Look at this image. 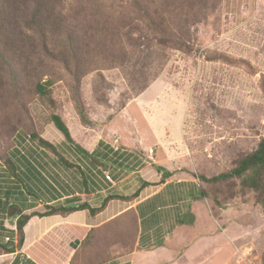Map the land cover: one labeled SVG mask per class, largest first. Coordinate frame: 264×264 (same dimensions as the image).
I'll return each mask as SVG.
<instances>
[{"label": "rangeland", "instance_id": "obj_1", "mask_svg": "<svg viewBox=\"0 0 264 264\" xmlns=\"http://www.w3.org/2000/svg\"><path fill=\"white\" fill-rule=\"evenodd\" d=\"M16 1L24 6L28 2ZM140 1L144 5L150 2ZM42 2L43 13L50 10V28L56 26L55 37L46 32L41 38L22 23L19 27L33 37V42L29 49L21 48L24 51L19 61L27 52L21 69L47 74L42 80L50 77L53 85L48 97H40L33 88L35 75L29 81H17L9 66L0 63L1 164L13 147L23 153L21 147L32 145L33 141L20 132L30 130L55 144L85 174L81 161L66 150L63 136L49 121L50 114H58L69 129L77 158L82 153L80 148L93 154L99 141L114 148L119 145L140 156L143 165H156L170 173L167 180L193 179L205 191L204 197L198 194L190 199L186 216L193 215L194 222L168 237L170 256L166 254V262L160 264H261L264 210L253 193L241 192L236 183H204L195 177L209 178L233 168L239 157L252 151L264 137V0H152L159 11L169 15L168 26L175 35L183 37L178 49L165 47L153 53L148 52L142 34L131 32L128 40L124 38L131 26L136 25L143 34L150 29L148 19L133 0L116 4L110 0ZM91 16L109 21L119 37L109 35L101 54L94 50L92 36L80 45V52L69 41V37L80 39ZM99 58L118 64L94 68ZM146 59L156 77L121 107L127 68ZM98 72L110 85L106 104L95 98ZM74 75L79 78V95L89 125L80 122L70 98ZM20 139L25 142L18 146ZM37 149L38 155L45 152L52 162L58 161L49 152ZM101 161L107 168L115 166L107 157ZM31 163L43 179L34 173L15 184L31 190L40 186L39 181L42 185L44 180L51 182L47 167L41 165L43 173ZM135 221L129 211L114 216L103 226L102 241L95 239L91 229L85 245L92 239V246L107 248L108 258L117 242L126 251Z\"/></svg>", "mask_w": 264, "mask_h": 264}, {"label": "crops", "instance_id": "obj_2", "mask_svg": "<svg viewBox=\"0 0 264 264\" xmlns=\"http://www.w3.org/2000/svg\"><path fill=\"white\" fill-rule=\"evenodd\" d=\"M20 142L18 146L25 141L20 139ZM34 143L32 142L31 146L25 144V147H21L24 154L19 153L18 148L11 149L18 178L11 177L0 162V243L13 247L11 252L0 253V264L165 263L166 256H170L166 245L169 241L168 237L177 231L180 232L181 227L194 222L193 215L189 214L191 217L187 218L186 210L191 207L190 199L196 198L199 193L190 196L186 191L198 184L193 179L169 181L167 178L163 184L144 188L133 201H109L105 209L95 216H90L87 210L73 211L64 215L32 216L23 227V243L17 247L16 221L20 216L43 212L47 205L72 207L87 203L96 206L109 193L129 195L140 185L141 178L156 181L161 175L154 173L152 164H148L149 167L143 165L140 156L119 145L114 148L112 144L100 141L97 148L104 153L99 152L98 149H95L92 155L81 151L78 158L74 153L75 148L66 145V150L77 159L76 161H81L83 164L85 175L79 165L78 168H67L60 161L52 159L55 163L52 162L43 149L44 153L38 155L39 150ZM105 157L115 163L113 168L104 166L101 160ZM31 161L39 169H42L41 165L49 169L51 182L44 180L45 185H42L39 181L40 186L30 190L15 184V181L19 182L22 177H27L29 174L33 176L34 173L41 180L43 179L44 176L36 170ZM66 169L75 170L70 172ZM41 171L45 173L44 169ZM104 172L110 174L112 182L104 180ZM157 194L166 197L175 194L176 200L173 201L174 198H171L159 207H153L148 201ZM126 211L136 217V221L131 223L133 239L128 249L125 246L126 251L123 245L117 242L112 247L113 254L108 258L107 248L102 249L100 244L92 246V239H89L88 244L85 245L91 229H94L95 239L98 238L101 242L103 226L114 216L118 218ZM180 217H185V220L179 222ZM181 242L174 245H181ZM104 257L106 259H103Z\"/></svg>", "mask_w": 264, "mask_h": 264}, {"label": "trees", "instance_id": "obj_3", "mask_svg": "<svg viewBox=\"0 0 264 264\" xmlns=\"http://www.w3.org/2000/svg\"><path fill=\"white\" fill-rule=\"evenodd\" d=\"M110 1L119 3L121 0ZM133 2L148 19L150 29L147 30L146 34H143L142 30L139 29L136 25L135 27L131 26L124 35V38L126 40H128V37L132 35L130 34L131 32H133V34L138 33L140 36L142 34L143 41H145L149 53L157 52V49H164L165 47L178 49L181 45H183V37L180 38V35L179 37H177L168 26V24L170 23L169 15L167 16L162 11H159L157 5H155L152 0H150V2L146 1V6L143 4V1L140 0H133ZM42 6V0H28L26 6L18 3L16 0H0V63H6L4 65L9 66L10 74L17 81L20 80L19 78L29 81L31 80L30 76L35 75L36 79L33 82V88L35 92L40 97H48L53 85L52 78L47 77L46 80H42V76H45L47 74L36 73L37 71H31V69L28 70L26 68H24V70L21 69V64L25 60L27 52L19 61L24 51L21 48L28 47L29 49L33 42V37L29 38V36L25 35V33H23V31L19 27L22 23L29 32L35 33L41 38L44 37V34L46 32H51L52 34H50L55 37L54 30L56 26L54 27L53 25H51L50 28L52 17L50 19V24L47 20V18L51 16L50 10L46 11V13H43ZM84 27L85 29L82 30V36L80 37V39L76 40L75 38L72 39L71 37H69L71 46H74L78 49V51L76 52H80V45L84 44L85 40L90 38V36L95 38L94 50H98L97 54H101L103 52V46L109 40V35L113 36V39L119 38L114 35L115 31L114 29H112L110 22L98 16L97 18H95V16H91V19H89L88 22H85ZM99 49L102 50L99 51ZM45 55L47 57L51 56L50 53L46 50ZM116 64L118 63H114L113 59L108 60L99 58L94 61L92 66L94 68H112ZM38 66L41 67L40 65ZM122 68L126 69V64H123ZM151 68L153 67L151 66V63L147 62V59L143 60L141 65L132 66L130 69L127 68L125 72L127 88L120 93L121 107L125 105L128 99L141 93L147 87L148 82L156 77V72L151 71ZM97 77L98 81L96 83L97 85L94 91L95 98L99 102L106 104L108 102L107 91L108 89H110V85L104 80L100 72L97 73ZM78 87L79 78L74 75V80H72L70 85V98L73 101L74 110L79 117L80 122L83 125H89L91 121L87 117L85 106L79 95ZM49 121L63 136L65 144L73 147L72 137L63 119L58 114H50ZM20 132H22L33 142H35L37 147L55 156V158L60 161L64 167L78 168V165H75L73 162L65 158L64 154L57 148L55 144L44 139V137H41L38 132L30 130ZM80 150L82 152H85L81 148ZM18 152L20 153L19 150ZM2 166L3 169L6 170L11 177L18 178V175L16 173V164L13 160V157L11 156V152L7 153ZM151 168L154 170L155 174L161 173L160 178L156 181H149L147 179L141 178L140 185L129 195L109 193L104 196L96 206H90L87 203L72 207H53L47 205L43 212H34L29 215L20 216L16 221V246L20 247L22 245L24 236L23 227L32 216L44 217L53 214L64 215L78 210H87L90 216H95L97 213L105 209L109 201H133L138 198L140 192L144 188L148 186H158L160 184H163L170 175V173H168L167 171L163 172L159 166L151 165ZM195 178L204 183H215L219 185L225 183H236L238 189L241 192H252L255 202L261 207L262 210H264V137L258 141L256 147L252 151L244 154L243 156H240L233 168L209 178L202 175ZM181 186H179V188ZM198 193L203 197L206 195L205 191L198 185L193 186V188L189 189L187 194H189L190 196H196ZM174 196L175 194L168 196L170 197L168 198L165 195L157 194L152 196L148 202L152 204L153 207H159L161 204L166 203V201H170L171 198H174L173 201H175L176 197ZM180 218L181 219L179 220V222H182V217ZM12 248L13 247L11 245L5 246L0 243V253L3 251L11 252L13 250ZM261 264H264V244L261 255Z\"/></svg>", "mask_w": 264, "mask_h": 264}, {"label": "built area", "instance_id": "obj_4", "mask_svg": "<svg viewBox=\"0 0 264 264\" xmlns=\"http://www.w3.org/2000/svg\"><path fill=\"white\" fill-rule=\"evenodd\" d=\"M114 143L117 144V143H118V140L116 139V140L114 141ZM115 148H117V146H116ZM104 179H105L107 182H112L111 177H110V174H109L108 172H104ZM6 240H8V238H6Z\"/></svg>", "mask_w": 264, "mask_h": 264}]
</instances>
